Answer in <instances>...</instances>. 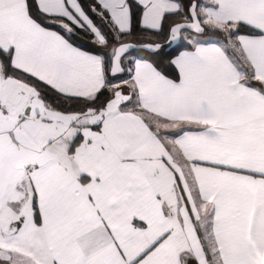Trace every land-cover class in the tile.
I'll return each instance as SVG.
<instances>
[{
    "label": "snow or ice",
    "instance_id": "obj_1",
    "mask_svg": "<svg viewBox=\"0 0 264 264\" xmlns=\"http://www.w3.org/2000/svg\"><path fill=\"white\" fill-rule=\"evenodd\" d=\"M0 264H264V0H0Z\"/></svg>",
    "mask_w": 264,
    "mask_h": 264
}]
</instances>
